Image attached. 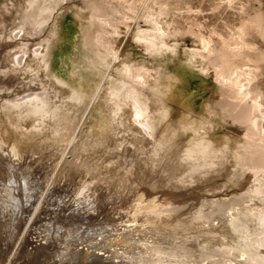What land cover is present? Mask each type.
<instances>
[{
	"label": "bare ground",
	"instance_id": "obj_1",
	"mask_svg": "<svg viewBox=\"0 0 264 264\" xmlns=\"http://www.w3.org/2000/svg\"><path fill=\"white\" fill-rule=\"evenodd\" d=\"M5 1L13 9L0 26V264L16 261L25 240L21 264H73L83 255L82 264L89 252L114 255L99 264H231L232 251L242 257L233 264H264V189L256 180L264 172V108L252 88L264 52L253 57L257 43L244 40L250 29L264 37L257 16L243 22L234 46L197 37L194 59L220 84L217 107L239 128L222 145L192 119L172 116L167 96L174 91L156 87L153 60L134 67L120 58L107 37L122 15L117 8L107 17L108 0ZM62 9L100 28L91 39L106 63H95L103 76L89 91L59 78L53 66L52 16ZM155 23L133 34L126 28L151 57L175 50ZM19 73L31 92L13 98ZM37 82L41 91H32ZM190 128L199 140H189ZM56 165L66 173L49 179ZM239 181L235 191L220 193ZM140 201L150 207L135 224L140 229H129L124 215ZM38 215H46L42 231L33 227ZM87 239L95 249L79 250Z\"/></svg>",
	"mask_w": 264,
	"mask_h": 264
},
{
	"label": "rangeland",
	"instance_id": "obj_2",
	"mask_svg": "<svg viewBox=\"0 0 264 264\" xmlns=\"http://www.w3.org/2000/svg\"><path fill=\"white\" fill-rule=\"evenodd\" d=\"M96 2L98 4H103L104 0H96ZM108 3L111 5H107ZM107 4L105 11L107 17L116 15L117 13H115V11L113 12V9L116 10L118 8V10L121 11L119 14L122 15L121 17L123 18L119 19V22L116 24V30L118 31L110 35L108 34V41L111 46H113V49L118 51L119 56L121 55L120 58H123L124 62L134 67H138V65L144 66L150 60H153L158 65L159 73L157 75V82L155 83V85H157L156 87H158L163 94L168 91H174L172 96H167L169 101L167 105L170 108L172 116L182 118L183 120L192 119L194 123H192L193 126L195 125L199 131H205L208 135H212L211 137L219 144L224 145L228 139L233 136L235 137L236 133L239 132V128L225 119L224 111L217 107V101L222 97L220 84L210 73L201 70L200 61L194 59V52L198 47L197 37L201 35L207 40L210 39V42L212 45L214 44L213 46L216 48L220 47L222 39L229 41L231 45L234 46L235 43L240 41L238 35H241L240 29L247 17L252 14V16H257L264 27V0H157V2L156 0H108ZM159 6L160 9H158ZM8 7H12L13 9V6L10 5L8 1L0 0V26L10 17L12 10ZM163 10H166V12ZM58 11L55 10L52 16V24L57 33V40L53 47L52 55L54 69L59 78L65 81L72 80L79 88L81 87L89 91L94 88L95 84L98 83L101 80V76H103L102 69L95 66V63H106L105 61L103 62L101 57L97 54V46L94 45L91 39L92 36L95 35L96 30L100 28L95 22L89 20L86 14L79 13L75 9H62ZM132 12L135 13V15ZM130 17L135 18L132 20ZM151 22H153V24ZM150 23L151 25L155 23L166 32H169L168 36L171 43L175 44L174 51H163L161 55L151 57L146 51H142V45L138 44L131 35L127 34L128 30L131 32L133 31V34L139 27L151 29L152 26ZM234 37L235 39L238 38V40H235ZM241 37L243 38L244 36ZM19 38L20 37H18V39ZM244 40L251 41L250 43L254 45L256 43L258 44L255 45L256 50L249 51V53L251 52L250 54H253V57L257 58L259 53H261L260 50L264 52V37L259 33L258 29L248 30ZM12 50H16V53L21 51L18 47H14ZM260 59V57L256 59V69L254 71L257 79L255 82L253 81L252 88L259 92L261 96L260 101L264 108V59ZM21 75H23V73H19L15 76L13 91L8 93L11 94L13 98H20L31 92L28 87H25L28 77L25 75L22 79ZM23 81H25V83H23ZM21 83H23V86ZM32 87V91H41L38 82L33 83ZM262 124H264V121ZM190 129L187 131L189 140L191 142L199 140L200 135L199 133L196 134L198 131L195 128ZM52 169H54L53 171H57V173H53L52 171L48 175L49 179H51V175H53L57 180L59 179L58 176L60 173H66V171L60 169L59 165H56ZM220 173L222 175L218 176L219 178H226V172L223 174L221 171ZM257 179L259 180L257 182H259L264 189V172L260 173L259 176L256 177V180ZM240 182L241 181L233 183L229 187L225 186L220 193L224 196L235 191ZM64 183L66 186H69L71 181L67 179ZM150 204V201L138 202L135 209H132L130 214L124 215L127 216L125 218L127 221L124 224L128 226L129 229H140V227L135 224L140 222V215L147 207H150ZM44 218H46V215H38L33 221V227L42 231L45 224ZM31 236L34 237L32 231L28 233L27 238ZM41 241L42 240L38 239L36 247L38 250H41V244L39 243ZM90 241V239H87L81 242L79 250L85 249L86 246L90 247L91 250L95 249L93 243ZM23 242H26V240ZM23 242L20 243V257L17 255L15 257L17 263L14 261L12 264H21L20 261L21 258H23V256H21V247ZM9 244L11 245L10 241L8 245ZM24 246L25 244L23 247ZM26 246L25 249L28 251ZM109 249L110 248H106L104 251L106 252ZM112 255L111 253L104 257L89 252L86 253V261L83 263L99 264L101 262L111 261L114 256ZM82 256L80 257L79 255L78 261L75 260L73 262L72 260L71 262H73V264H79V260ZM229 257V261H232V263H228L231 264L242 258L238 251H232ZM62 258L64 260L68 259L66 256ZM83 259H81V262ZM127 264H136V262L132 260V262L129 261Z\"/></svg>",
	"mask_w": 264,
	"mask_h": 264
}]
</instances>
